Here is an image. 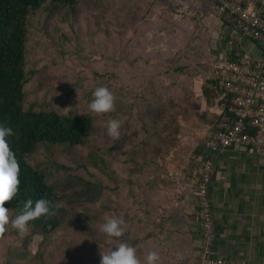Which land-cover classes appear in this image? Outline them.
<instances>
[{
	"label": "rangeland",
	"instance_id": "obj_1",
	"mask_svg": "<svg viewBox=\"0 0 264 264\" xmlns=\"http://www.w3.org/2000/svg\"><path fill=\"white\" fill-rule=\"evenodd\" d=\"M135 1L141 7L129 2L131 10L116 11L115 4L102 7L84 0L79 12L43 10L30 20L25 108L35 103L61 114L89 112L92 93L102 86L113 93L115 107L107 114L90 113L94 129L88 145L68 151L45 144L32 156L47 181L59 188L60 233L42 245V236L30 230L18 234L9 223L0 232V264H99L100 253L127 241L122 236L102 240L100 225L111 217L124 221L123 235L134 232L143 239L136 247L140 264H146L142 257L152 251L160 264H196L192 254H185L186 241L173 239L171 230L162 237L155 219L162 202L172 199L167 195L174 199L191 193L189 178L195 185L191 174L180 179L171 171L176 153L184 150V155L187 148L179 138L177 118L183 119L188 109L190 90L177 86L188 83L199 66L207 68L201 50L209 14L197 9L195 2L202 0H168L167 7L170 1L173 7L166 11L152 0ZM180 21H185L184 36L172 26ZM112 118L121 123L118 139L106 134ZM74 160L86 170L73 168ZM58 164L73 170L66 174ZM75 190L84 191L80 199L69 198ZM83 223L96 231L91 242L86 238L87 247L83 231L73 228ZM94 235L99 242L94 243ZM155 240L161 250L150 245Z\"/></svg>",
	"mask_w": 264,
	"mask_h": 264
},
{
	"label": "crops",
	"instance_id": "obj_2",
	"mask_svg": "<svg viewBox=\"0 0 264 264\" xmlns=\"http://www.w3.org/2000/svg\"><path fill=\"white\" fill-rule=\"evenodd\" d=\"M195 4L198 10L209 14V26L206 28L209 35L205 42L207 62L218 56L234 61L262 58L260 46L250 39H243L239 46L228 51L225 47L228 28L215 16L217 13L212 3L202 0ZM187 81L185 87L184 84L177 86L180 90H190L185 98L189 109L180 119L182 129L179 134L182 144L187 143V148L184 155V150L176 153L178 157H174L171 171L182 179L181 176L190 174L194 158L211 159L213 174L207 191L216 232L213 255L245 261L246 264H264V156L243 147H229L218 156L209 154L202 145V138L208 126L225 109L226 98L211 80L209 72L194 73ZM207 91L210 98L205 94ZM187 180V190L191 193L174 199L167 195L172 199L161 201L163 210L157 212L159 218L155 219V226L159 227L160 222L162 237L167 230L172 231L173 239L182 237L186 241L185 254H192V261L198 264L201 227L195 199L196 186L193 183L192 187L190 178ZM152 245L158 249L161 247L159 241Z\"/></svg>",
	"mask_w": 264,
	"mask_h": 264
},
{
	"label": "trees",
	"instance_id": "obj_3",
	"mask_svg": "<svg viewBox=\"0 0 264 264\" xmlns=\"http://www.w3.org/2000/svg\"><path fill=\"white\" fill-rule=\"evenodd\" d=\"M82 1L84 0H0V123H4L13 130V135L8 138L9 145L12 151L15 153L16 159L18 160L20 166V184L18 195L17 197L13 198L12 201L7 202L5 207L12 210V214L15 217L23 212L25 202L29 199L33 201V204L37 199L40 198H45L51 202L53 214L42 216L36 220L30 221L27 229L42 236V245H44L48 239L59 236V229L62 223V214L58 207V201L62 198L61 195L58 194V186L56 187V184L47 181L46 173L38 164L34 163L32 156L37 152L40 146L45 144L55 147H64L68 151H74L79 147H84L88 145V141L93 134L94 125L93 117L91 116L90 111L80 114L73 112L61 114L55 110L42 109L38 104L35 103H33L31 107L25 108L27 101L25 100L26 97L24 88L28 81V77L25 70L24 59L28 45V25L30 20L33 19L39 11L44 10L48 11L47 13H52L54 11H63V9H66L67 11L79 12L82 7ZM85 1L91 4H94V1H97V4L102 7H105L109 4L111 6L115 4L116 11H120V9L131 10L129 8L131 7L129 2H132V4L136 7H141V5L135 0ZM152 1L155 2L153 5L159 9L163 8L162 10L172 9L173 7L171 1L170 6L167 7L168 0ZM210 2L212 3V1ZM212 5L215 10V5L213 3ZM149 6H147V8ZM81 19H83V13H81ZM219 19L229 30L228 25H226L221 17H219ZM184 22L185 21H180L177 24H172L173 27L175 26L176 32L179 34L182 33L183 36L186 33L185 29L183 28ZM195 24L196 22L194 21V26ZM185 27L187 28V25ZM204 31L206 32L207 29L205 28ZM208 35L209 32L207 31V33H205L202 38L204 47L201 50V56L203 57H205V42L208 40ZM225 47L227 48L226 45ZM227 50L229 51L228 48ZM147 57L150 58L149 55H147ZM206 58L207 56L205 59ZM213 61H215V59L213 60L212 58L208 61L209 65H207V68L203 65V67L199 66L201 70H198L199 72L197 73L209 72L211 80L216 84L213 74ZM130 63L132 64V61H130ZM149 79L148 80L150 82L151 77ZM183 86L185 87L186 84ZM205 94L208 98H210L208 91L205 92ZM225 98L226 107L223 111H226L228 107L229 97ZM188 109L185 110L186 112L182 113L184 117L187 114ZM219 116L220 114L218 115V118ZM177 122L179 129L181 130L182 126L180 119L178 120L177 118ZM73 165V168L76 170H86V167L83 164L76 163L75 160L73 161ZM56 166L65 171L66 174L73 170V168L71 169L70 167H66L63 164H58ZM83 192L84 191L82 190H75L74 195L68 197L70 199H74V196L77 198L78 195V199H80L84 194ZM79 201L81 202V200ZM82 203L83 205H87L84 202ZM87 209L90 210V208ZM86 217L90 216L88 215ZM92 218H97V216H92ZM73 228L77 231H83L82 236L84 238L82 240H84V243L87 247V239H91L93 234L96 232L92 228V225L83 223L80 226H73ZM101 235L103 240L106 236L105 234ZM122 238L123 240H127L125 241L127 244L135 248L140 246V243L143 240L134 232L132 234L127 232L126 235H122ZM96 240L97 239L94 235V243ZM155 242L153 243L155 244ZM153 243H150V245ZM8 258L12 260V255ZM142 258L145 260L144 256Z\"/></svg>",
	"mask_w": 264,
	"mask_h": 264
},
{
	"label": "built area",
	"instance_id": "obj_4",
	"mask_svg": "<svg viewBox=\"0 0 264 264\" xmlns=\"http://www.w3.org/2000/svg\"><path fill=\"white\" fill-rule=\"evenodd\" d=\"M210 1L215 5L217 15L229 27L227 48L233 49L243 39H250L260 46L262 58L233 61L218 56L213 61L215 85L229 100L226 111L208 126L202 145L214 156L223 154L229 147L252 149L257 155L264 156V0ZM190 174L195 181L201 227L197 263L246 264L245 261L213 255L216 232L207 191L213 161L194 158Z\"/></svg>",
	"mask_w": 264,
	"mask_h": 264
},
{
	"label": "clouds",
	"instance_id": "obj_5",
	"mask_svg": "<svg viewBox=\"0 0 264 264\" xmlns=\"http://www.w3.org/2000/svg\"><path fill=\"white\" fill-rule=\"evenodd\" d=\"M92 99L88 104L90 112L100 115L107 114L114 110L115 97L107 87H97L92 93ZM121 123L117 119H109L107 122L106 134L112 139L120 136ZM13 135V130L4 123H0V232L5 230L9 223L16 229L18 234L23 235L29 226V222L42 216L53 214L51 202L45 198H40L33 204L32 200H27L24 210L14 218L9 217V208L5 204L17 197L19 189L20 166L15 153L9 145V137ZM124 221L118 217H111L100 225V231L109 238H119L123 235ZM99 264H140L136 255V248L126 243H120L107 253H100ZM146 264H160V257L157 252L152 251L147 254Z\"/></svg>",
	"mask_w": 264,
	"mask_h": 264
}]
</instances>
